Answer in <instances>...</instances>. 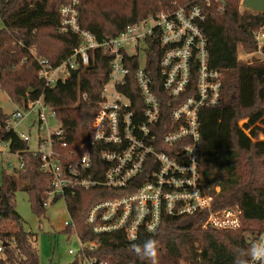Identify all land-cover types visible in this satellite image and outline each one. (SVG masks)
Instances as JSON below:
<instances>
[{
	"label": "trees",
	"instance_id": "trees-1",
	"mask_svg": "<svg viewBox=\"0 0 264 264\" xmlns=\"http://www.w3.org/2000/svg\"><path fill=\"white\" fill-rule=\"evenodd\" d=\"M199 0H79L78 22L98 40L116 37L127 26L156 17L160 12ZM67 0H0V90L17 106L28 98L44 95L55 110L71 147L88 130L98 111L101 90L110 72V57L95 51L93 62L72 72L71 78L45 88L38 77L37 58L53 65L70 56L78 38L61 30L60 8ZM207 37L209 65L222 74L221 101L200 112V184L211 195L212 208L239 206L242 225L238 230L203 229L207 211L164 216L159 228L143 231L135 240L123 232L95 235L86 222L89 208L98 200L114 196L101 188L77 190L65 197L76 231L83 240L97 239L98 247L88 255L96 264H148L131 252V244L149 237L160 242L159 264H234L248 240L264 232V60L238 58L257 49L255 33L264 27V13L241 6V0H214L201 22ZM150 42L149 68L158 74L160 50ZM152 46V48H151ZM34 52V55H33ZM136 67V64H134ZM133 67V68H134ZM134 106L142 104L136 89L122 88ZM86 94V98L82 94ZM165 98L162 96L161 98ZM161 126H168V108L162 103ZM10 113L0 108V143L24 160L22 169L3 172L0 182V264H40L36 233L27 231L15 207L18 190L28 192L37 214L46 212V192L51 176L41 170L40 156L33 153L18 133L6 127ZM247 119L244 126L239 121ZM250 129V135L245 129ZM57 198H54L56 201ZM66 226L65 230H71ZM81 258L71 263L77 264ZM102 262V263H101Z\"/></svg>",
	"mask_w": 264,
	"mask_h": 264
},
{
	"label": "built area",
	"instance_id": "built-area-1",
	"mask_svg": "<svg viewBox=\"0 0 264 264\" xmlns=\"http://www.w3.org/2000/svg\"><path fill=\"white\" fill-rule=\"evenodd\" d=\"M78 1L67 0L60 8L61 30L75 34L78 44L58 65L45 57L37 58L38 77L45 88H53L71 78L73 71L89 66L96 50L108 55L109 77L90 128L81 132L78 146L71 147L43 94L28 98L23 107L16 105L6 122L8 129L15 130L19 123L29 120L36 129L38 147L30 149L40 156L41 170L51 176L48 201L98 187L114 192V196L95 202L86 215L97 236L123 232L133 240L143 231L157 230L164 216L204 210L207 217L203 229H240L242 209H213V197L204 194L200 184V112L219 105L222 88L221 72L209 65L208 41L201 27L206 7L214 0L162 11L103 40L80 27ZM255 40L257 49L247 53V60L254 57L262 61L264 27L255 33ZM154 41L160 50L157 77L149 68L147 55ZM125 87L136 89L142 104L134 106L122 91ZM164 101L170 106L168 126L160 124ZM250 131L245 129L248 135ZM17 133L25 142L31 138L27 132ZM262 136L260 133L259 138ZM9 153L19 160L14 169H22L23 157L18 152ZM65 226L75 225L71 220L65 221ZM77 234L80 250L70 249L69 253L79 256L81 264H96L97 259L87 252L94 251L99 241L83 240ZM261 237L264 232L248 240L253 244ZM3 245L0 243V251Z\"/></svg>",
	"mask_w": 264,
	"mask_h": 264
},
{
	"label": "rangeland",
	"instance_id": "rangeland-1",
	"mask_svg": "<svg viewBox=\"0 0 264 264\" xmlns=\"http://www.w3.org/2000/svg\"><path fill=\"white\" fill-rule=\"evenodd\" d=\"M238 58L242 61L247 60V53L241 47L238 49ZM0 108L8 114L16 108V105L2 90H0ZM245 120H240L239 124L243 126ZM15 130L29 133L31 137L27 142L29 147L31 149L38 147L35 139L36 129L31 127L29 120L19 123ZM262 138L264 137L262 136ZM9 162L14 165L9 166ZM18 162V158L9 153L6 144L0 143V182L3 172L13 171ZM15 207L22 217L24 228L37 235L35 244L38 247L40 264L71 263L76 260V255L70 254L69 250L73 249L78 252L80 250V240L76 227L71 226V230H65V221L70 222L72 219L64 198L60 197L56 201L49 199L45 204V214L39 215L32 207L28 192L18 190L15 196ZM77 264H81V262Z\"/></svg>",
	"mask_w": 264,
	"mask_h": 264
},
{
	"label": "clouds",
	"instance_id": "clouds-1",
	"mask_svg": "<svg viewBox=\"0 0 264 264\" xmlns=\"http://www.w3.org/2000/svg\"><path fill=\"white\" fill-rule=\"evenodd\" d=\"M155 233L156 229H150ZM133 240L136 237L132 238ZM159 246L160 242L156 238L149 237L141 244L132 243L131 252L141 261H147L148 264H159ZM234 264H264V237L254 242L248 249H241Z\"/></svg>",
	"mask_w": 264,
	"mask_h": 264
},
{
	"label": "water",
	"instance_id": "water-1",
	"mask_svg": "<svg viewBox=\"0 0 264 264\" xmlns=\"http://www.w3.org/2000/svg\"><path fill=\"white\" fill-rule=\"evenodd\" d=\"M222 1L224 2V0ZM242 5L253 11L264 13V0H242Z\"/></svg>",
	"mask_w": 264,
	"mask_h": 264
},
{
	"label": "crops",
	"instance_id": "crops-1",
	"mask_svg": "<svg viewBox=\"0 0 264 264\" xmlns=\"http://www.w3.org/2000/svg\"><path fill=\"white\" fill-rule=\"evenodd\" d=\"M17 170V168H15L13 171H16ZM13 171H11V172H13Z\"/></svg>",
	"mask_w": 264,
	"mask_h": 264
}]
</instances>
